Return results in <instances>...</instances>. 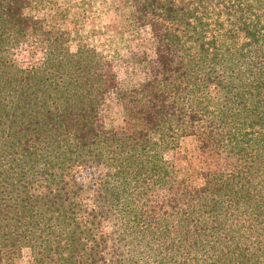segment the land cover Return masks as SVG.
<instances>
[{"label": "trees", "instance_id": "1", "mask_svg": "<svg viewBox=\"0 0 264 264\" xmlns=\"http://www.w3.org/2000/svg\"><path fill=\"white\" fill-rule=\"evenodd\" d=\"M156 52L118 87L111 62L0 0V264H264V0H126ZM29 42L40 62L22 67ZM123 124L104 127L107 95ZM197 135L207 169L176 181Z\"/></svg>", "mask_w": 264, "mask_h": 264}, {"label": "rangeland", "instance_id": "2", "mask_svg": "<svg viewBox=\"0 0 264 264\" xmlns=\"http://www.w3.org/2000/svg\"><path fill=\"white\" fill-rule=\"evenodd\" d=\"M35 15L48 29L68 31L73 42L83 40L102 53L112 64L118 87L128 89L150 77L149 63L156 52V40L149 26L137 27L129 17L126 0H36ZM43 57L40 47L29 42L15 51L22 67L35 65ZM104 127L123 124L121 105L112 94L107 95L101 109ZM197 135L187 136L173 158L176 181L184 186H199L201 172L207 169L198 150ZM15 264H32L28 249L22 251Z\"/></svg>", "mask_w": 264, "mask_h": 264}]
</instances>
